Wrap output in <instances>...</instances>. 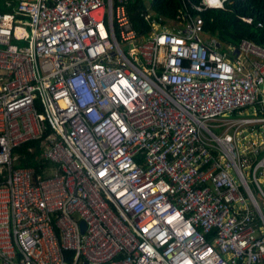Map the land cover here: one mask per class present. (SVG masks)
I'll return each instance as SVG.
<instances>
[{
	"label": "built area",
	"instance_id": "2783aa9c",
	"mask_svg": "<svg viewBox=\"0 0 264 264\" xmlns=\"http://www.w3.org/2000/svg\"><path fill=\"white\" fill-rule=\"evenodd\" d=\"M228 1L142 35L126 0L0 12V264H264V46L189 9Z\"/></svg>",
	"mask_w": 264,
	"mask_h": 264
},
{
	"label": "trees",
	"instance_id": "16d2710c",
	"mask_svg": "<svg viewBox=\"0 0 264 264\" xmlns=\"http://www.w3.org/2000/svg\"><path fill=\"white\" fill-rule=\"evenodd\" d=\"M19 0H0V12L14 11ZM199 4L201 0H191ZM189 4V3H187ZM128 14L133 27L139 35L149 32L152 28L151 21L146 18L148 6L145 0H126ZM185 7L182 0H152L151 8L158 16L168 18L169 26ZM191 13H200L204 21L206 35L217 38L224 46L238 44L243 38L250 39L264 46V0H229L225 8H208L201 12L191 8ZM242 17H251L252 22L245 21ZM261 24V25H259ZM19 154L16 166L38 167L43 161H38L43 152L42 140L28 141L18 146L15 151ZM50 162L41 164L45 166ZM3 176L0 173V183Z\"/></svg>",
	"mask_w": 264,
	"mask_h": 264
},
{
	"label": "rangeland",
	"instance_id": "374dc122",
	"mask_svg": "<svg viewBox=\"0 0 264 264\" xmlns=\"http://www.w3.org/2000/svg\"><path fill=\"white\" fill-rule=\"evenodd\" d=\"M145 2H146V5L149 7L152 3V0H145ZM155 17L158 18L159 16L156 14Z\"/></svg>",
	"mask_w": 264,
	"mask_h": 264
},
{
	"label": "water",
	"instance_id": "95a60500",
	"mask_svg": "<svg viewBox=\"0 0 264 264\" xmlns=\"http://www.w3.org/2000/svg\"><path fill=\"white\" fill-rule=\"evenodd\" d=\"M84 228H85V224L84 222H82V230H84Z\"/></svg>",
	"mask_w": 264,
	"mask_h": 264
},
{
	"label": "crops",
	"instance_id": "0c3cea01",
	"mask_svg": "<svg viewBox=\"0 0 264 264\" xmlns=\"http://www.w3.org/2000/svg\"><path fill=\"white\" fill-rule=\"evenodd\" d=\"M155 15V14H154Z\"/></svg>",
	"mask_w": 264,
	"mask_h": 264
}]
</instances>
